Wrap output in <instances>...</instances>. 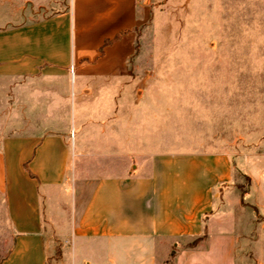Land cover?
<instances>
[{"label": "crops", "instance_id": "obj_1", "mask_svg": "<svg viewBox=\"0 0 264 264\" xmlns=\"http://www.w3.org/2000/svg\"><path fill=\"white\" fill-rule=\"evenodd\" d=\"M145 11L144 0H0V236L5 225L11 241L0 264H157L178 239L203 236L175 264L217 237L233 260L235 236L202 221L231 179L226 157L131 141ZM247 166L264 216V158ZM255 257L264 264V250Z\"/></svg>", "mask_w": 264, "mask_h": 264}, {"label": "rangeland", "instance_id": "obj_2", "mask_svg": "<svg viewBox=\"0 0 264 264\" xmlns=\"http://www.w3.org/2000/svg\"><path fill=\"white\" fill-rule=\"evenodd\" d=\"M144 6L130 59L131 141L144 143L147 153L225 156L231 179L222 195L215 188L202 221L235 236L233 260L228 242L217 237L192 264H263L255 256L264 237L258 246L253 240L264 232V216L250 205L247 164L264 158V0H144ZM9 234L3 225L0 261ZM193 240L178 239L157 264H175Z\"/></svg>", "mask_w": 264, "mask_h": 264}, {"label": "trees", "instance_id": "obj_3", "mask_svg": "<svg viewBox=\"0 0 264 264\" xmlns=\"http://www.w3.org/2000/svg\"><path fill=\"white\" fill-rule=\"evenodd\" d=\"M205 236L201 237V238H197L196 240H194L192 243L188 244V247L192 248L195 247L200 241H202V239H204Z\"/></svg>", "mask_w": 264, "mask_h": 264}, {"label": "built area", "instance_id": "obj_4", "mask_svg": "<svg viewBox=\"0 0 264 264\" xmlns=\"http://www.w3.org/2000/svg\"><path fill=\"white\" fill-rule=\"evenodd\" d=\"M70 71H71V73L73 72V68L72 67L70 68Z\"/></svg>", "mask_w": 264, "mask_h": 264}]
</instances>
